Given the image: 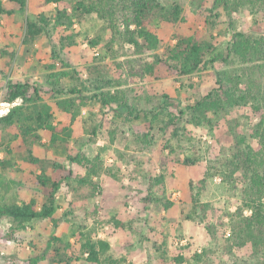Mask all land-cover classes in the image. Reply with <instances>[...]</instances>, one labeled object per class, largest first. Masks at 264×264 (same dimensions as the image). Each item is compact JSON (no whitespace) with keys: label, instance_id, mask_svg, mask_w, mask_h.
Wrapping results in <instances>:
<instances>
[{"label":"rangeland","instance_id":"obj_1","mask_svg":"<svg viewBox=\"0 0 264 264\" xmlns=\"http://www.w3.org/2000/svg\"><path fill=\"white\" fill-rule=\"evenodd\" d=\"M160 1L166 7L180 5L183 21L169 24L159 16L152 18L150 30L161 40L155 52L145 49L138 53L130 44L121 49L118 42H112L111 31L97 14L83 15L76 10V0H64L60 8L73 19L74 25L64 33L72 36L71 47L57 43L50 21L47 34L34 41L26 39L28 21L44 26L43 17L50 20L57 15L56 4L45 6L43 0H28L25 11L0 15V109L8 103L9 83L36 86L40 95L32 92L29 100L18 99L14 107L21 106L32 118L33 134L41 137L40 142L32 143V138H24L21 125L0 124V205H23L33 199L41 205L47 201L46 192L31 175H39L41 169L30 162L29 151L44 168L50 170L52 164L60 162L75 174L57 194L55 220L20 226L9 218L0 219V264H35L38 257L42 259L36 264H61L62 256L79 258L71 264H93L87 261L83 247L89 240L109 245L103 260H124L123 264H160L161 260L176 264L173 253L177 251L185 257L184 264H264V248L258 253L251 244H239L236 213L243 207L250 174L239 172L231 177L230 169L223 167L233 157L240 136L260 149L253 137L261 118L254 111V102L227 113H212L210 125L195 126L189 123V115L179 113L219 87L216 72L243 76L249 70L231 58L229 64L218 62L192 76L172 77L165 66H159L157 76L131 78L153 62L155 54L164 55L180 34L210 41L225 54L236 31L264 38V0H240L239 9L230 16L222 10L213 12L214 0ZM3 2L5 8H12L8 0ZM98 38L101 40L93 46L92 41ZM53 49L59 53L58 59ZM117 63L122 64L121 74L117 73ZM56 72L69 75L54 87L50 81ZM247 76L239 86L244 92ZM116 78L121 85L117 86ZM252 80L264 87L260 75L255 74ZM73 89L86 98L75 121L62 116L55 106L59 100L75 96L70 94ZM116 91L126 93L129 103L141 112L140 119L118 117L115 104L104 108L92 99L101 92ZM44 103L51 106L57 128L68 129L56 144H52L49 132L34 123L35 109ZM164 108L168 112H161L160 121L169 122L165 114L171 113L177 118L175 126L164 129L159 121L150 130L144 114L152 117ZM77 154L99 159L103 171L89 177L90 182L81 183L88 178L87 169L69 159ZM3 161L12 165H3ZM162 175L164 183H156ZM204 179L201 200L214 208L209 221L194 204L190 190V182L198 184ZM251 214L244 209V216ZM207 222L215 226V235L209 233ZM196 255L203 257L199 261Z\"/></svg>","mask_w":264,"mask_h":264},{"label":"trees","instance_id":"obj_2","mask_svg":"<svg viewBox=\"0 0 264 264\" xmlns=\"http://www.w3.org/2000/svg\"><path fill=\"white\" fill-rule=\"evenodd\" d=\"M240 0H214L212 4V11H223L230 16L231 13L236 12L241 3ZM250 3L253 0H249ZM12 8H5L3 0H0V15H12L17 10L25 11L28 0H8ZM64 0H43V5L56 4L59 7L57 15L48 20L42 18L41 26L38 21H28L26 32V39L29 41L36 40L39 36L45 33V28L49 26V21L53 25L55 33L53 37L62 47H71L74 45L72 36H65L67 29L74 25L72 17L65 9H60ZM76 10L83 15L97 14L100 19L106 23L108 29L112 33V42H118L120 48L123 49L125 44L135 46L138 53H142L145 49L155 52L161 46L160 38L150 30V23L153 17L159 16L161 20L169 24H177L183 21V8L178 5L170 7L164 6L160 0H76ZM218 17V14H215ZM209 23V22H208ZM132 27H135L132 29ZM47 34V33H45ZM98 38L92 41V45L96 46ZM67 41V44H66ZM55 59L59 58V53L55 49L52 51ZM236 60L238 63L245 65L249 70V82H244L246 85L245 92L239 86L243 83L244 75H231L228 72H216L218 88L213 89L203 99L197 101L194 105L188 106L185 110H180L182 116L189 115L192 123L195 126L212 124L211 114L227 113L231 108L246 104L249 101L254 102V111L261 117L259 123L255 127L253 137L258 141L260 149L256 150L247 143V139L240 136L237 139V145L233 157L226 162L223 167L230 169L231 177L237 173L250 174L249 188L247 189L243 207L238 208L236 215L239 217V244L240 247H245L249 244L258 253L262 252L264 248V87L252 80L256 75L264 78V38L255 37L242 31H236L233 34V40L227 49V53L219 52L216 46L210 41L198 39L195 36L177 35L176 43L167 47L164 55L155 54L153 62L147 63L142 67L140 73L132 74L131 78L145 75H158L157 69L159 66H165L169 74L173 76H192L197 73H202L208 69L210 65H215L218 62L229 64L230 59ZM52 70L56 69L55 65L51 66ZM122 64L117 63V73L121 74ZM67 72H56L51 74L50 84L57 87L60 79L68 77ZM102 79V76L100 75ZM103 81V79H102ZM120 78H116L117 86L121 85ZM249 86H248V85ZM40 95V91L36 86L29 83L15 82L8 84V96L5 101L14 103L18 99L24 101L29 100V95ZM75 95L71 98L59 100L55 103L58 112L62 116H67L75 121L81 114V109L85 106V97L80 94L79 90L73 89L70 92ZM169 98L168 96H165ZM101 104L102 107H111L113 104L117 106L114 112L118 117L126 119L138 120L141 112H139L132 104L129 103L127 95L123 91L101 92L92 98ZM161 112H168L165 108L159 113L144 114L143 119L150 122V130L153 129L155 123H159ZM164 116V114H162ZM169 122L160 121L164 124V129L175 126V120L172 118L173 114L166 113ZM34 123L41 130H46L51 134L52 144H56L63 140L62 134L66 130L60 131L53 123V112L51 106L44 103L41 107L35 109ZM31 117L25 115L21 106L14 107L10 110L8 115L0 118V124L4 127H12L17 124L21 125V131L24 138H32V143L40 142L41 137L34 135L35 128L30 124ZM177 131H175L176 133ZM93 135H96V130L93 129ZM176 135V134H175ZM24 139V140H25ZM8 153V152H7ZM73 163L84 166L87 169L88 178L81 181V183L90 182L94 175H98L103 171V164L99 159L90 160L81 155L69 156ZM29 160L34 165L41 169L38 175L31 172L34 180L47 194V201L39 204L36 200H31L29 203L23 205L17 204H3L0 205V219L9 218L16 224L23 226L35 220L51 219L55 220V215L58 210L56 204L57 194L61 191L63 186L74 179L75 174L72 169L67 168L60 162L52 164L51 169L48 170L42 166V161L37 158L32 151H29ZM187 164L189 162H186ZM3 165L11 166L10 161H3ZM214 170V168H213ZM165 175L156 180V183H164ZM206 180H202L198 184L190 182V190L192 199L197 208L203 213V218L211 219L213 205L210 203H203L201 200V193L206 188ZM195 191H197L195 193ZM244 209L252 211L250 216H244ZM210 234L215 235V226L210 222L206 223ZM56 240V238H53ZM52 241V240H51ZM51 245V243H50ZM88 255V260L93 264H123L124 260H116L107 258L103 260V254L107 252L109 245L104 241H87L83 246ZM59 253V250H56ZM202 255H196V260H201ZM42 257L34 260L38 263ZM77 260L79 258H76ZM75 258L63 256L59 259V263L71 264L76 260ZM173 259L176 264H184L185 257L182 252L177 251L173 253ZM160 264H166L164 260Z\"/></svg>","mask_w":264,"mask_h":264},{"label":"built area","instance_id":"obj_3","mask_svg":"<svg viewBox=\"0 0 264 264\" xmlns=\"http://www.w3.org/2000/svg\"><path fill=\"white\" fill-rule=\"evenodd\" d=\"M16 102L14 103H4L2 104V108L0 109V118L8 115V113L10 112L11 108L14 107ZM252 213V211H251Z\"/></svg>","mask_w":264,"mask_h":264}]
</instances>
